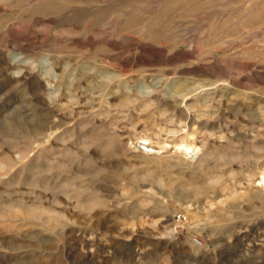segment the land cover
<instances>
[{"label":"rangeland","instance_id":"rangeland-1","mask_svg":"<svg viewBox=\"0 0 264 264\" xmlns=\"http://www.w3.org/2000/svg\"><path fill=\"white\" fill-rule=\"evenodd\" d=\"M262 175L264 0H0V264H264Z\"/></svg>","mask_w":264,"mask_h":264},{"label":"bare ground","instance_id":"bare-ground-1","mask_svg":"<svg viewBox=\"0 0 264 264\" xmlns=\"http://www.w3.org/2000/svg\"><path fill=\"white\" fill-rule=\"evenodd\" d=\"M191 147V146H190ZM261 180H263V183H262V185H264V175H262V179Z\"/></svg>","mask_w":264,"mask_h":264}]
</instances>
